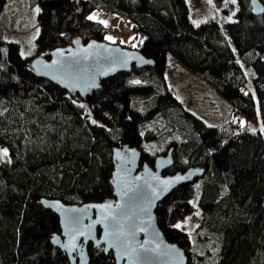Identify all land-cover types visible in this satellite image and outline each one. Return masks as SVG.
<instances>
[{
    "label": "trees",
    "instance_id": "trees-1",
    "mask_svg": "<svg viewBox=\"0 0 264 264\" xmlns=\"http://www.w3.org/2000/svg\"><path fill=\"white\" fill-rule=\"evenodd\" d=\"M260 1L261 13L236 0L234 19L193 25L185 0H29L40 11L33 52L25 56L0 24V147L9 157L0 160V264H68L50 242L58 219L39 199L80 204L112 197V148L119 143L134 146L149 165L172 148L165 172L203 170L154 208L157 226L183 249L186 264H264ZM95 9L129 19L144 35L135 49L151 64L100 80L86 100L36 76L29 63L74 37L104 40V26L88 19ZM167 54L229 102L223 123L207 124L172 94L163 76ZM241 119L259 126L247 128ZM195 213L190 237L185 222ZM86 248L88 264L114 263L101 246Z\"/></svg>",
    "mask_w": 264,
    "mask_h": 264
},
{
    "label": "water",
    "instance_id": "water-1",
    "mask_svg": "<svg viewBox=\"0 0 264 264\" xmlns=\"http://www.w3.org/2000/svg\"><path fill=\"white\" fill-rule=\"evenodd\" d=\"M249 3L254 13L263 11L260 0H249ZM48 54L49 58L39 55L30 60L29 67L34 74L86 100L99 87L100 80L129 71L132 65L151 64L135 48L104 40L83 42L80 37L72 38L65 46L50 49ZM171 152L169 148L165 154L157 155L149 165L140 162V152L134 146L119 143L112 148L113 169L109 178L112 197L80 204L39 199L58 219L59 232L52 234L50 242L66 255L68 264H88V243L92 247L101 246L104 253L110 251L113 264H186L183 249L168 241L157 226L154 208L172 189L200 177L203 170L188 167L165 172L173 163ZM177 176L184 179L177 181ZM165 180L171 181L170 185L161 183ZM165 187L167 190L161 191ZM153 189L155 196L151 195ZM108 204L111 208L96 207ZM105 217L104 223H96ZM113 217L119 222L122 233L120 246H112L115 238L106 237L105 224H111ZM75 219L79 220L78 224L73 223ZM70 243L76 245L75 249L65 247ZM123 244H127V248Z\"/></svg>",
    "mask_w": 264,
    "mask_h": 264
},
{
    "label": "rangeland",
    "instance_id": "rangeland-1",
    "mask_svg": "<svg viewBox=\"0 0 264 264\" xmlns=\"http://www.w3.org/2000/svg\"><path fill=\"white\" fill-rule=\"evenodd\" d=\"M187 4V15L189 21L196 25L207 19H213L222 24L230 21L236 11V3L231 0H185ZM37 4H32L29 0H5L3 9L0 11V24L2 25L3 37L19 43V52L23 56L31 54L34 48V38L37 34L36 9ZM89 16H93L98 22L107 21L104 26V41L115 42L119 44H128L130 48H136L143 40L144 35L132 29V23L129 19L121 15L95 9ZM195 21L196 23H193ZM120 33L114 36V33ZM111 36L113 40L106 37ZM163 76L168 78L171 83L169 90L189 111L202 118L209 125L223 123L228 117L229 102L220 96L214 88L207 83L197 72H192L183 67L178 61L167 54ZM242 122H244L241 119ZM248 127L256 128L258 122L251 121L245 123ZM1 148V147H0ZM8 160V155L6 156ZM5 157L0 156V160ZM197 214L188 217L187 225L185 222L184 230L190 235L194 234L197 220ZM181 224L178 220L176 224Z\"/></svg>",
    "mask_w": 264,
    "mask_h": 264
},
{
    "label": "snow or ice",
    "instance_id": "snow-or-ice-1",
    "mask_svg": "<svg viewBox=\"0 0 264 264\" xmlns=\"http://www.w3.org/2000/svg\"><path fill=\"white\" fill-rule=\"evenodd\" d=\"M211 2H212V0H208V3H211ZM231 2L233 4H235L236 3V0H231ZM39 11H40V9L37 8L36 9V12L38 13ZM88 19H94V17L93 16H89ZM100 23L105 24V26H107V21H100ZM193 23H196V22L193 21ZM106 39L113 40V38L111 36L106 37ZM22 55H23V53H22ZM46 67H48V66H46ZM132 83L138 84L139 81H132ZM81 107H83V105H81ZM93 123H95V121H93ZM261 131H264V128H261ZM7 155H8V150L6 148H0V156L6 157ZM175 179L178 181V180L184 179V177L177 176ZM161 183L163 185H166L167 186V185H170L171 181L165 180V181H162ZM166 190H167L166 187L161 189V191H166ZM151 195L152 196L157 195V193H156V191L154 189H153ZM96 207H99L101 209H104L106 207L107 208H111V205L110 204H108V205H98ZM144 211H147V209H144ZM105 219H107V218L105 217V218H103L101 220H98V221H96V223H104V220ZM73 223L74 224H78L79 223V220L78 219H75L73 221ZM91 227L92 226L89 225V229H91ZM175 227L180 228V227H182V225L178 223V224L175 225ZM105 229H106V237H114L115 238L112 241V246H120L119 241H120V236L122 235V233L119 230V222L116 220L115 217L112 218V223L111 224H105ZM140 230H144V229L141 228ZM81 234H83V233H81ZM57 243H59L58 240H57ZM122 246L124 248H127V244H123ZM65 247H71V248L75 249L76 245L70 243L69 245H66ZM145 251H147V249H145Z\"/></svg>",
    "mask_w": 264,
    "mask_h": 264
},
{
    "label": "built area",
    "instance_id": "built-area-1",
    "mask_svg": "<svg viewBox=\"0 0 264 264\" xmlns=\"http://www.w3.org/2000/svg\"><path fill=\"white\" fill-rule=\"evenodd\" d=\"M118 34H119V36H120V33H118V32L114 33V36H115V35H118Z\"/></svg>",
    "mask_w": 264,
    "mask_h": 264
},
{
    "label": "crops",
    "instance_id": "crops-1",
    "mask_svg": "<svg viewBox=\"0 0 264 264\" xmlns=\"http://www.w3.org/2000/svg\"><path fill=\"white\" fill-rule=\"evenodd\" d=\"M236 10V9H235ZM235 13V12H234ZM233 19H234V17H233Z\"/></svg>",
    "mask_w": 264,
    "mask_h": 264
}]
</instances>
